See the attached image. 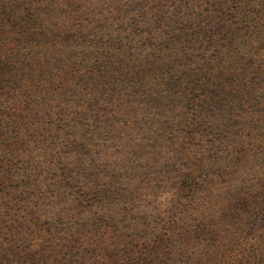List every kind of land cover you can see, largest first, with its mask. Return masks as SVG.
I'll list each match as a JSON object with an SVG mask.
<instances>
[{"label": "trees", "instance_id": "1", "mask_svg": "<svg viewBox=\"0 0 264 264\" xmlns=\"http://www.w3.org/2000/svg\"><path fill=\"white\" fill-rule=\"evenodd\" d=\"M0 264H264V0H0Z\"/></svg>", "mask_w": 264, "mask_h": 264}, {"label": "rangeland", "instance_id": "2", "mask_svg": "<svg viewBox=\"0 0 264 264\" xmlns=\"http://www.w3.org/2000/svg\"><path fill=\"white\" fill-rule=\"evenodd\" d=\"M147 199H151V198L149 197V198H147ZM154 201H156V200L154 199Z\"/></svg>", "mask_w": 264, "mask_h": 264}]
</instances>
